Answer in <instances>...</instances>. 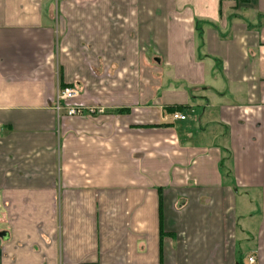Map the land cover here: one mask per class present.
<instances>
[{"label": "crops", "instance_id": "crops-1", "mask_svg": "<svg viewBox=\"0 0 264 264\" xmlns=\"http://www.w3.org/2000/svg\"><path fill=\"white\" fill-rule=\"evenodd\" d=\"M0 264H264V0H0Z\"/></svg>", "mask_w": 264, "mask_h": 264}, {"label": "built area", "instance_id": "built-area-1", "mask_svg": "<svg viewBox=\"0 0 264 264\" xmlns=\"http://www.w3.org/2000/svg\"><path fill=\"white\" fill-rule=\"evenodd\" d=\"M79 96V92L74 87L59 88L56 91L54 108L57 115L65 113L67 116H81L84 112L88 114L100 113L101 110L94 108H85L83 106L73 105V101ZM173 120H185V116L175 112L171 114ZM252 262V259H250Z\"/></svg>", "mask_w": 264, "mask_h": 264}]
</instances>
